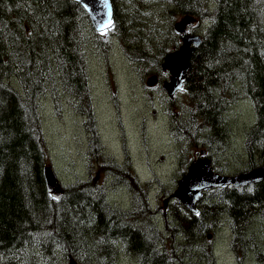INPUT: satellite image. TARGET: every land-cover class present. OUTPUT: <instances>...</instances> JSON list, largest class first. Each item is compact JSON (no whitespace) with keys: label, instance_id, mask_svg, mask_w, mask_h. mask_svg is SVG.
Here are the masks:
<instances>
[{"label":"trees","instance_id":"trees-1","mask_svg":"<svg viewBox=\"0 0 264 264\" xmlns=\"http://www.w3.org/2000/svg\"><path fill=\"white\" fill-rule=\"evenodd\" d=\"M112 2L113 29L92 42L90 19L73 0H0V264H118L120 252L137 264H194L202 257L195 255L197 248L213 264L205 243L221 224L233 234L239 264L245 256L264 264V234L250 231L258 220L264 232V181L252 188H215L210 193L216 198L205 202V194L197 214L174 199L179 212L162 218L128 164L118 165L102 149L88 83V55L98 49L105 57L112 44L130 61L157 67L183 44L174 21L191 16L200 25L202 44L194 50L181 93L187 101L172 99L173 109L169 103L175 139L223 152L229 147L224 122L243 100L255 114L244 145L248 168L264 164V0ZM162 32L150 48L141 44L142 34ZM167 40L174 47L168 49ZM155 47L163 50L159 58ZM44 99L55 101L56 118L70 110L84 125L87 117L88 179L63 188L59 198L47 190L44 175L50 156L39 109ZM112 187L127 189L130 206L111 205ZM168 235L182 237L180 250L167 249Z\"/></svg>","mask_w":264,"mask_h":264},{"label":"rangeland","instance_id":"rangeland-1","mask_svg":"<svg viewBox=\"0 0 264 264\" xmlns=\"http://www.w3.org/2000/svg\"><path fill=\"white\" fill-rule=\"evenodd\" d=\"M146 8H153V5L146 6ZM122 10L119 12H122ZM125 10L127 8L123 11ZM146 15L144 14L142 20H145ZM181 18L179 16L174 22L176 23ZM199 29L200 27L195 31ZM87 33L92 42H96L98 32L92 26H87ZM194 34L199 33L195 32ZM130 35L132 38L139 37V35L133 37L131 33ZM162 35H164V32L152 33L148 36L142 34L143 38H139H142L141 44L144 47L150 48L156 39L162 38ZM102 37L104 38V36ZM164 42L168 49L174 47L170 41ZM99 43L101 42H98L97 46ZM120 43L124 48L126 47L123 37L120 39ZM135 43L139 47L140 44L137 41ZM155 49L154 58H159L163 50L161 48L158 51L157 47ZM126 52L129 54L127 50ZM95 56L97 55H88V75L93 96V118L99 129L101 144L108 156L117 158L118 165L122 166L124 162H128L133 174L135 173L133 168H135L142 181L151 178L150 185L154 189L149 196L150 204L154 209H157V213H160L162 218H165L173 211L179 210L173 198L178 187V181L182 179L190 164L198 159L200 152L205 148L198 149L193 145H185L183 142L170 137L172 120L164 117V112L160 108H157L159 114H156L152 108V95L155 97V104L165 106L163 101L166 100L163 98L162 93L156 90L147 92V86H145L151 74L160 76L161 73L163 77L166 76L161 71L164 63L163 57L157 62V67H155V62H150L148 65H143L138 61L130 62L128 55L119 44L115 45L109 65L108 62L99 61ZM141 77H144L145 82L141 80ZM163 95L165 94L163 93ZM177 98L183 100V102L187 101L184 94L178 95ZM118 99L122 100V107L117 106ZM240 102L233 105L228 120L224 122L227 125L229 147L220 153L212 151L215 170L225 173L227 176L245 173L247 170L252 169L251 166L248 168L250 162L246 158L244 145L247 132L255 122V114L251 105L243 100H240ZM173 108L174 105H172ZM41 113L47 149H49L50 154V156L48 155L49 166L54 169L65 186L73 185L78 180L88 179L90 169L88 167L89 138L85 130L87 124L83 125L78 115L70 110L66 111L64 119L56 118L59 115L52 116L50 105H45ZM141 162H147L148 166L146 168L140 166ZM262 165L264 164L258 163L255 168ZM93 174L95 175V171H93ZM100 179H98V182ZM96 182L97 180H95ZM209 193L205 198V202H211L216 198L214 193ZM109 200L114 208L122 209L130 206L132 197L128 194L127 189L113 188L109 194ZM161 221L164 220L161 219ZM260 225L258 220H255L250 231L254 235L257 233L264 234L260 230ZM158 227L160 230L165 231L163 223H158ZM253 234L250 233V237ZM209 236L208 243H205V245L209 244L208 248L212 252L213 264H239L232 250L233 234L227 225L216 226L211 230ZM166 239L165 246L170 251L173 248L180 250L183 246L181 236L172 237L168 235ZM198 241L200 247H202L205 238H203V241ZM198 251L200 254H198ZM195 252V255H201L205 259L202 260V257L195 258L194 264H210L198 248L195 249ZM119 261L120 264H137L135 260L130 259L124 253L119 255ZM242 264L258 263L247 259L245 256L242 259Z\"/></svg>","mask_w":264,"mask_h":264},{"label":"water","instance_id":"water-1","mask_svg":"<svg viewBox=\"0 0 264 264\" xmlns=\"http://www.w3.org/2000/svg\"><path fill=\"white\" fill-rule=\"evenodd\" d=\"M73 1L79 3L84 8L90 18L93 28L97 32H101L104 35L107 29L112 27L115 12L112 0ZM194 22L195 19L193 17L185 16L174 26L175 34L183 37V44L180 47L182 52L177 51L169 54L162 65V70L170 74L169 80L164 83L163 87L170 98H174L178 92L184 89V82L190 71L191 57L194 50L199 48L202 44V36L200 35L186 37L188 34V27L192 26ZM157 83L158 77L156 75L147 80V86L149 87H154ZM201 164H206L202 169L208 176L201 177V180L192 178L193 175H190V167L188 174L179 181L178 190L174 194V198H176L187 210L196 214L198 213L199 202L203 197V191L214 188H226L228 186H234L236 188L246 187L264 181V176H257L259 172H264V166L256 168L253 171L242 173L236 177H222L212 172L210 160H199L194 166H200ZM44 175L47 190L53 197L59 198L64 185L61 183L56 172L52 167H47L44 171Z\"/></svg>","mask_w":264,"mask_h":264},{"label":"bare ground","instance_id":"bare-ground-1","mask_svg":"<svg viewBox=\"0 0 264 264\" xmlns=\"http://www.w3.org/2000/svg\"><path fill=\"white\" fill-rule=\"evenodd\" d=\"M181 48H179L177 51H181L180 50ZM177 51H175V52H177ZM182 52V51H181ZM174 53V52H173ZM175 68V67H174ZM173 68V69H174ZM172 72H173V70H172ZM141 128V127H140ZM140 136V135H139ZM140 139V138H139ZM197 161V160H196ZM195 161V162H196ZM195 162H193L192 164H191V170H190V175L192 174L193 175V177L192 178H197V179H199V180H201V177H204V176H208V174L207 173H205L204 172V170L202 169L203 168V166L204 165H206V164H201L200 166H194L195 165ZM123 165V164H122ZM124 166V165H123ZM194 166V167H193ZM261 167H263V166H260L259 168H261ZM264 172L263 171H261V172H259V174L257 175L258 177H263L264 176V174H263ZM232 175V174H231ZM183 178V177H182ZM87 181V180H86ZM196 214V213H195ZM131 255V254H130ZM135 257V256H134ZM237 257V256H236Z\"/></svg>","mask_w":264,"mask_h":264},{"label":"flooded vegetation","instance_id":"flooded-vegetation-1","mask_svg":"<svg viewBox=\"0 0 264 264\" xmlns=\"http://www.w3.org/2000/svg\"><path fill=\"white\" fill-rule=\"evenodd\" d=\"M113 28H111L110 29V31L112 30ZM152 72V71H151ZM150 73V72H149ZM153 74H151L150 76H152ZM156 75V74H155ZM141 76H142V74H141ZM157 77H158V83H157V85H156V87H154V88H151V89H153V90H156L157 92H160V93H162V96H163V98L166 100V101H169V98L166 96V94L165 95H163V93H164V91H163V82H164V80L166 79L165 77H163V75L160 73V76H158V75H156ZM141 80L143 81V82H145V79H144V77H141ZM147 82V81H146ZM145 86H146V83H145ZM148 88V87H147ZM159 89H160V91H159ZM171 102V101H170ZM169 113V108L167 109V111H166V114H168ZM165 114V115H166ZM167 116V115H166Z\"/></svg>","mask_w":264,"mask_h":264}]
</instances>
